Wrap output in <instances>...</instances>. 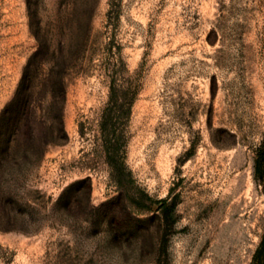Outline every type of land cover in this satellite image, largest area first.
Masks as SVG:
<instances>
[{
  "label": "rangeland",
  "instance_id": "1",
  "mask_svg": "<svg viewBox=\"0 0 264 264\" xmlns=\"http://www.w3.org/2000/svg\"><path fill=\"white\" fill-rule=\"evenodd\" d=\"M36 50L37 86L65 59L67 138L21 176L0 264H252L264 0H0V112Z\"/></svg>",
  "mask_w": 264,
  "mask_h": 264
},
{
  "label": "trees",
  "instance_id": "2",
  "mask_svg": "<svg viewBox=\"0 0 264 264\" xmlns=\"http://www.w3.org/2000/svg\"><path fill=\"white\" fill-rule=\"evenodd\" d=\"M44 51L36 50L29 57L12 98L0 112V229L2 230L29 229L32 221L30 214L34 209L24 202L23 196L17 191V187L21 184L20 178L42 160L49 144L67 138L63 119L67 98L65 59L61 56L53 58L54 64L41 77L39 86L33 82L36 68L44 60ZM114 91L112 87V93ZM37 106L41 107L42 113L37 114ZM255 173L264 186V140L258 148ZM81 181L86 182L88 178ZM171 217V212H163V219L167 223H170ZM252 264H264V232Z\"/></svg>",
  "mask_w": 264,
  "mask_h": 264
}]
</instances>
